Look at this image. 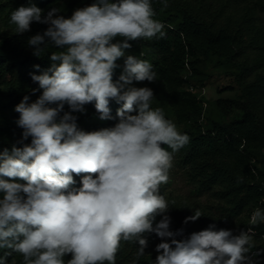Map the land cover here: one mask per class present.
<instances>
[{
  "label": "clouds",
  "instance_id": "9594fccd",
  "mask_svg": "<svg viewBox=\"0 0 264 264\" xmlns=\"http://www.w3.org/2000/svg\"><path fill=\"white\" fill-rule=\"evenodd\" d=\"M162 3L167 7V0ZM60 13L53 7L44 14L32 4L10 15L17 34L30 31L33 22L47 25L28 39L34 55L49 44L61 51L50 55L49 69L32 75L39 97L30 103L24 96L15 106L21 146L0 153V249L7 250L0 264L13 253L23 264H65L68 255L67 264H115L122 241L135 242L137 255L145 254V233L162 241L153 264H256L249 255L251 228L234 234L211 224L182 240L176 237L183 229L170 230L159 188L168 182L172 153L189 137L151 107L153 89L134 86L155 80L152 65L125 54L129 41L166 34L151 0H95L68 18ZM121 58L124 69L114 80ZM111 100L122 103L114 127L78 129L72 112L95 102L99 118L108 119ZM65 105L71 111L61 116ZM73 174L84 175L81 187L69 190ZM157 215L162 219L154 226ZM200 217L196 211L185 223ZM261 221L264 210L257 208L250 224Z\"/></svg>",
  "mask_w": 264,
  "mask_h": 264
},
{
  "label": "trees",
  "instance_id": "16d2710c",
  "mask_svg": "<svg viewBox=\"0 0 264 264\" xmlns=\"http://www.w3.org/2000/svg\"><path fill=\"white\" fill-rule=\"evenodd\" d=\"M77 1L0 0V25L13 28L0 35V153H10L13 145L21 146L18 141L23 129L17 124L19 113L15 106L24 96L30 103L39 97L41 90L32 75L49 69L53 63L50 55L61 51L49 44L41 56L34 55L28 39L42 34L47 25L33 22L30 31L17 34L10 23L11 12L32 4L43 9L44 14L53 7L63 12ZM151 3L154 19L164 25L165 36L129 41L131 47L125 54L152 65L156 77L151 84V107L162 109L165 118L189 137L185 146L172 153V160L184 171L192 195L211 198L205 208L200 203L190 205L191 210L187 207L189 215L182 207L178 209V221L184 226L179 240L187 239L204 218L217 230H232L234 234L238 229L251 228L264 241V221L245 223L257 208L264 210V0H167V7L162 0ZM117 64L114 80L123 72L124 59ZM209 64L234 72L237 97L206 100L201 88L208 77ZM134 86L141 87L140 82H134ZM121 107L122 103L111 100L109 118L104 120L99 118L95 102L86 104L84 112L71 114L76 117L78 129L91 132L114 127ZM70 111L65 105L60 115ZM3 135L11 138L6 140ZM30 142L31 138L24 141ZM163 147L172 152L167 145ZM83 175L73 174L69 190L81 187ZM163 188L161 184L160 195ZM196 211L201 217L185 223ZM159 218L157 215L154 226ZM144 237L148 241L144 255H137L135 242L122 241L115 264H153L157 255L149 252L156 234L145 233ZM259 249L252 248L251 256L256 264H264V252ZM5 251L0 249V256ZM257 252L261 255H254ZM68 258L64 257L65 264ZM10 263L23 264V258L13 253L8 257Z\"/></svg>",
  "mask_w": 264,
  "mask_h": 264
},
{
  "label": "rangeland",
  "instance_id": "374dc122",
  "mask_svg": "<svg viewBox=\"0 0 264 264\" xmlns=\"http://www.w3.org/2000/svg\"><path fill=\"white\" fill-rule=\"evenodd\" d=\"M95 0H78L76 4L72 8H66L63 12L60 14L64 15L66 18L70 17L74 10L83 8L86 6L91 5L94 3ZM264 18V13L262 14ZM13 30L12 27H4L0 25V35L6 34L7 32H11ZM117 39H120L119 37ZM207 75L208 77L204 80V87L201 88V91H203V95L206 98L208 102H211L217 98H235L237 97L238 93V86L235 83L234 80V72L231 71L228 68L224 67H214L212 64H209L207 69ZM197 84L200 83L198 81H195ZM151 83L144 81L140 82L141 87H150ZM187 85H185L186 87ZM10 115V112L8 113ZM3 138L6 140H9L11 136L3 135ZM169 179L167 183H163V194L162 196L165 198V200L168 202V211L165 213V215L170 217L171 223H170V230L173 232H176L177 230L184 229L183 224L178 221V209L183 208L182 211H186L187 207H189V210L192 209L190 205H198L200 203L201 207L205 208V205L208 203L210 204L211 198L208 196H202V197H195L191 194V185L186 181L184 176V171L177 166V164L172 160V166L169 169ZM212 210L215 212V210L212 208ZM187 212V211H186ZM216 213V212H215ZM253 213V212H252ZM251 213V215H252ZM188 214V212H187ZM189 215V214H188ZM162 219V216L160 215L159 221ZM203 221L201 223V226L196 230L192 231L198 232L201 230L206 229L209 225L214 224L211 223L209 220H206L202 218ZM249 221H245V223H248ZM215 225V224H214ZM249 228H247L245 231H247ZM242 229H238L236 231V234ZM176 239L179 240V236L176 237ZM161 238L158 236L153 238L152 247L150 249L149 254L151 255H158L156 252V246L161 243ZM253 246L252 248L258 247L260 248V252H264V241L260 240L259 237L253 236ZM252 248L250 249V256L254 251H252ZM68 257L71 258L70 255ZM68 258V260L70 259ZM15 264V263H10Z\"/></svg>",
  "mask_w": 264,
  "mask_h": 264
},
{
  "label": "built area",
  "instance_id": "2783aa9c",
  "mask_svg": "<svg viewBox=\"0 0 264 264\" xmlns=\"http://www.w3.org/2000/svg\"><path fill=\"white\" fill-rule=\"evenodd\" d=\"M201 94H204L203 91H201Z\"/></svg>",
  "mask_w": 264,
  "mask_h": 264
}]
</instances>
